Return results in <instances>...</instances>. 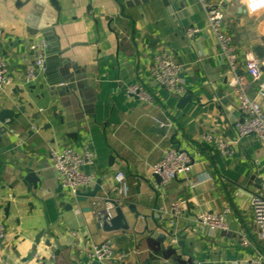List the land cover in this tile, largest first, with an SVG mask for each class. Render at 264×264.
Here are the masks:
<instances>
[{"label": "crops", "instance_id": "0c3cea01", "mask_svg": "<svg viewBox=\"0 0 264 264\" xmlns=\"http://www.w3.org/2000/svg\"><path fill=\"white\" fill-rule=\"evenodd\" d=\"M135 1L0 0V60L8 64L14 82L0 92V112L14 113L5 126L0 122V222L7 228L0 264H93L89 250L107 239L127 256L104 264H194L190 256L195 264L255 258L264 264V243L256 234L250 205L251 195L264 185V146L246 136L232 144L234 154L227 157L202 140L212 134L233 142L236 124L243 119L213 36L207 31L186 36L189 27L205 26L206 12L197 0ZM208 1L224 11L225 31L239 56V75L264 109V97L257 95L258 85L245 63L249 53L264 60V11L250 16L243 0ZM46 29L56 38L55 75L62 83L49 88L42 73L24 86L34 64L31 44L45 40ZM160 50L170 52L181 66L183 95H173L150 79L149 65ZM138 83L152 92L155 102L126 94L128 86ZM185 96L190 99L181 103ZM150 116L171 120L173 128L161 134ZM86 141L96 160L85 172L102 182L97 196L117 200L114 175L121 172L128 179L129 197L118 201L128 231L105 232L89 210L93 198L78 202L57 181L50 150L80 148ZM169 147L187 151L194 165L187 178L160 186L151 168ZM193 182L198 184L191 188ZM174 201L185 211L172 229L169 209ZM225 208L230 209L229 233L200 229V212ZM156 230H173V235L162 245L153 238ZM243 233L250 247L241 246Z\"/></svg>", "mask_w": 264, "mask_h": 264}, {"label": "built area", "instance_id": "2783aa9c", "mask_svg": "<svg viewBox=\"0 0 264 264\" xmlns=\"http://www.w3.org/2000/svg\"><path fill=\"white\" fill-rule=\"evenodd\" d=\"M206 12V23L204 27H189L186 30V36L193 38L200 33L209 32L219 48L220 54L224 59L228 73L231 76L230 86L237 99V107L243 114V119L236 124L237 139L233 142H227L221 137L207 134L202 136V140L214 145L224 156L230 157L234 154L232 144H236L239 139L246 136H254L264 146V109L249 94L250 84L239 75V56L233 42V37L225 31L224 20L225 13L218 7L213 6L208 0H197ZM246 14L253 16L264 11V4L259 0H243ZM253 4L258 6L253 7ZM47 42L44 39L32 42L30 50L34 55V64L28 70L23 79L22 85L28 86L35 83L40 74L44 73L46 59ZM246 72L251 81L258 85L257 95L264 97V60L256 58L249 53L245 60ZM150 79L164 87L173 95H183L185 92L181 79V66L174 60L173 55L160 50L154 55L149 68ZM13 77L8 64L0 60V92H5L13 85ZM126 94L129 97L145 103L155 102L152 92L144 84H133L126 88ZM159 127H164L167 131L173 128L171 120L162 121L161 119L150 116ZM52 168L56 174L60 187L71 197H76L77 191L91 188L97 181L93 173L85 172V168L92 166L96 160L95 151L91 142H84L80 148L66 147L62 150L52 148L50 150ZM194 165L193 157L185 150L175 147L166 148L162 157L151 168L152 177L157 175L161 178L160 186H165L178 178H187L192 172ZM116 183L117 202H124L130 194V184L127 177L117 172L114 175ZM198 183H191L194 188ZM107 196H97L91 201L92 217L99 225L110 223L115 215V205ZM250 205L254 216V226L258 238L264 243V185L256 194H252ZM169 226L176 227L179 219L184 214V207L180 201H174L170 204ZM229 208L223 212H200L197 215V223L201 230L210 234L216 232L229 233V226L226 220ZM160 217V214L156 216ZM7 234L6 225L0 222V246L5 242ZM241 246L250 247L252 242L247 234H241ZM91 261L104 264L111 260H123L127 253L115 250L112 240L107 239L104 242L94 245L88 252ZM234 264H261L260 258L246 261L235 262Z\"/></svg>", "mask_w": 264, "mask_h": 264}, {"label": "water", "instance_id": "95a60500", "mask_svg": "<svg viewBox=\"0 0 264 264\" xmlns=\"http://www.w3.org/2000/svg\"><path fill=\"white\" fill-rule=\"evenodd\" d=\"M141 2H147V0H136L135 3L139 4ZM42 36L43 38H45V40L48 43L47 46V52H46V59H45V78H46V83L48 85L49 88L55 87L58 84L62 83V80L59 78V76H56V72H57V67H58V56H57V52H58V46H56V38L54 37L51 29H46L42 31ZM190 98L185 96L184 98H182L181 103H184L186 100H189ZM14 117V113L10 110H3L0 112V122L1 124H3L5 126V122L8 119H11ZM242 121V120H241ZM160 132L161 134H165L166 129L164 127L160 128ZM176 137V134H174L172 136V140L173 138ZM177 149H180L179 147ZM154 178L157 182V184H161V178L157 175H154ZM256 182H259V180H256ZM140 185V181H138V186ZM101 186H102V182L101 180H98L94 189L90 192L87 193H82V191H77L76 193V200L78 202H83L86 201L89 198H95L97 197V195L101 192ZM114 205H115V215L113 217V219L111 220L110 223H104L102 225V228L105 232H117V231H128L130 229V226L127 222L126 216L124 211L122 210L121 206L118 204V202L116 200L111 199L110 200ZM71 207V206H70ZM130 209L134 212H136L135 208L133 206L130 207ZM89 210L91 211V209L89 208ZM136 216L138 217L139 214L136 212ZM44 231L41 232L35 239V245L33 246V253L32 255L36 254L37 251V247L40 243V240L42 238V236L44 235ZM167 233V234H166ZM166 233H161L158 230L154 231L153 233V238H155L156 240H158L160 243H162V245L164 244L165 240L167 239L168 236H172L173 235V230H170L169 232ZM46 245L50 246L51 243L50 241H46ZM178 245L183 247V244L180 242H178ZM192 262L195 264V258L191 257ZM93 264H101L98 262H94Z\"/></svg>", "mask_w": 264, "mask_h": 264}, {"label": "clouds", "instance_id": "9594fccd", "mask_svg": "<svg viewBox=\"0 0 264 264\" xmlns=\"http://www.w3.org/2000/svg\"><path fill=\"white\" fill-rule=\"evenodd\" d=\"M259 3L260 4H264V0H259ZM256 6H258L257 4H253V7H256Z\"/></svg>", "mask_w": 264, "mask_h": 264}, {"label": "trees", "instance_id": "16d2710c", "mask_svg": "<svg viewBox=\"0 0 264 264\" xmlns=\"http://www.w3.org/2000/svg\"><path fill=\"white\" fill-rule=\"evenodd\" d=\"M170 254H171L170 256H172V257H173V255H175V253H174V252H170Z\"/></svg>", "mask_w": 264, "mask_h": 264}]
</instances>
